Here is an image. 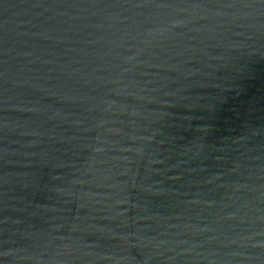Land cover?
<instances>
[{"label": "water", "instance_id": "water-1", "mask_svg": "<svg viewBox=\"0 0 264 264\" xmlns=\"http://www.w3.org/2000/svg\"><path fill=\"white\" fill-rule=\"evenodd\" d=\"M0 264H264V0H0Z\"/></svg>", "mask_w": 264, "mask_h": 264}]
</instances>
